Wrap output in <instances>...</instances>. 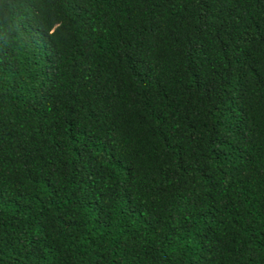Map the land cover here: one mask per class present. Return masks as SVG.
<instances>
[{
  "label": "trees",
  "instance_id": "obj_1",
  "mask_svg": "<svg viewBox=\"0 0 264 264\" xmlns=\"http://www.w3.org/2000/svg\"><path fill=\"white\" fill-rule=\"evenodd\" d=\"M0 264H264V0H0Z\"/></svg>",
  "mask_w": 264,
  "mask_h": 264
}]
</instances>
